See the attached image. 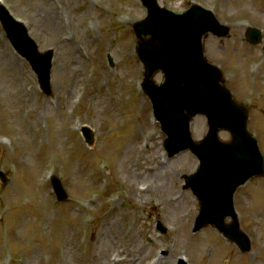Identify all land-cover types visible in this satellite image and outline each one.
Wrapping results in <instances>:
<instances>
[{"label": "rangeland", "instance_id": "obj_1", "mask_svg": "<svg viewBox=\"0 0 264 264\" xmlns=\"http://www.w3.org/2000/svg\"><path fill=\"white\" fill-rule=\"evenodd\" d=\"M2 2L53 57L52 93L45 95L0 24V171L8 177L0 180V264H178L181 257L187 264H264V177L251 178L234 194L249 251L210 225L191 231L198 204L181 176L195 170L197 159L188 151L166 156L164 135L140 90L131 29L145 15L139 1ZM158 2L178 12L199 3L231 27L227 38L204 39L205 55L247 106L249 129L264 154V52L244 39L247 25L256 26L264 43V0ZM82 124L94 130L91 145L79 131ZM205 131V118L194 117V139ZM23 154L28 175L21 183L22 167L14 165ZM47 163L45 171L59 175L67 200L56 199L46 172L37 187ZM18 225L16 243L8 234Z\"/></svg>", "mask_w": 264, "mask_h": 264}, {"label": "water", "instance_id": "obj_2", "mask_svg": "<svg viewBox=\"0 0 264 264\" xmlns=\"http://www.w3.org/2000/svg\"><path fill=\"white\" fill-rule=\"evenodd\" d=\"M147 9L145 18L133 23L135 52L143 66L142 90L152 102L155 118L166 134L164 148L168 155L188 148L199 166L191 175H184V188H190L198 200L199 211L193 231L208 224L230 241L247 250L249 241L239 229L233 208L235 189L251 176L264 174L263 156L253 134L247 129V109L237 103L220 82V70L203 54L202 39L212 33L226 36L228 28L215 15L199 5L176 14L160 7L156 0H141ZM0 19L10 41L26 57L37 74L45 93L51 50L38 52L23 25L0 6ZM247 38L260 41V33L248 30ZM161 72L163 81L157 85L152 76ZM201 113L207 118L208 132L196 142L189 132L190 118ZM230 133L222 141L218 131ZM58 198L65 197L60 191ZM226 217H231L229 223Z\"/></svg>", "mask_w": 264, "mask_h": 264}, {"label": "bare ground", "instance_id": "obj_3", "mask_svg": "<svg viewBox=\"0 0 264 264\" xmlns=\"http://www.w3.org/2000/svg\"><path fill=\"white\" fill-rule=\"evenodd\" d=\"M51 21H52V20H51ZM51 21L48 20V23H49V24L51 25V27L53 28V24H56V23H55L54 21H52V22H53V23H52ZM69 103H70V105H71L72 102H69ZM70 105H69V106H70ZM27 175H28V174H27ZM19 233H20V232H19ZM18 235H19V234H18L17 232H14V233H12L11 238L16 239V238L19 237Z\"/></svg>", "mask_w": 264, "mask_h": 264}]
</instances>
